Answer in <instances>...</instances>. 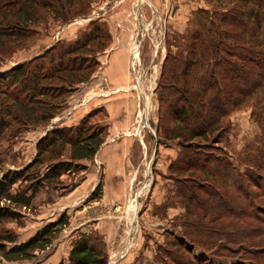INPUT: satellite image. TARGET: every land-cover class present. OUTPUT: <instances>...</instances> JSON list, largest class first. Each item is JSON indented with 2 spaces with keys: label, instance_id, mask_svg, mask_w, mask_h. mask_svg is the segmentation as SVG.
Instances as JSON below:
<instances>
[{
  "label": "trees",
  "instance_id": "trees-1",
  "mask_svg": "<svg viewBox=\"0 0 264 264\" xmlns=\"http://www.w3.org/2000/svg\"><path fill=\"white\" fill-rule=\"evenodd\" d=\"M206 1L209 7L195 10L186 31L168 42L156 89L157 123H147L158 144H179L167 174L171 192L156 212L183 209L176 221L184 233H171L157 254L163 264H264V0ZM77 4L81 9H73ZM92 6L90 0H0V56L40 34L35 24L44 20L42 11L65 24L88 17ZM112 41L109 23L91 19L76 38L59 39L0 72V148L28 129L49 126L100 70L99 55ZM250 102L262 135L233 158L218 144L225 140L229 146V117ZM142 113L148 122L149 110ZM108 135L100 107L77 124L48 129L33 160L20 169L4 168L6 150L0 151V202H9L0 206V253L8 262L33 260L69 225L63 213L17 242L6 226L19 216L14 208H29L41 188H68L63 176L86 170L82 161L95 160ZM19 180L25 185L14 190ZM102 194L100 182L89 198ZM108 260L104 235L92 229L77 233L58 264Z\"/></svg>",
  "mask_w": 264,
  "mask_h": 264
},
{
  "label": "rangeland",
  "instance_id": "rangeland-1",
  "mask_svg": "<svg viewBox=\"0 0 264 264\" xmlns=\"http://www.w3.org/2000/svg\"><path fill=\"white\" fill-rule=\"evenodd\" d=\"M88 1V0H87ZM93 5V10L90 15L86 18L95 19L98 16V12L104 13L105 10L108 14L113 9H122L121 6L128 4L127 9H134V16L132 17L133 22L137 25V31L135 35L136 50L134 51V71L140 75L135 76L134 85H138L141 80H145L150 88H146V91L150 92L151 109L147 118L144 116V127L147 123H157V111H158V99L156 89L161 76V64L167 53L168 42H172L173 38L177 35H181L186 31V28L190 21L193 19V12L201 7L208 8V1L206 0H90ZM207 3H206V2ZM125 3V4H124ZM211 6V5H210ZM81 6L78 4L73 9H79ZM42 9V8H41ZM81 9V8H80ZM110 13V14H111ZM131 14V15H132ZM44 18L40 22L35 24V28L38 29L40 34L33 36L28 40L23 47H16L12 45L11 52H7L4 56H0V69L12 68L18 63L25 62L32 57L40 54L47 47L57 42L61 35L65 34L66 29L70 24L76 22L85 17L77 18L69 23H65L61 19L55 18L52 14H46L42 11L40 14ZM136 16V17H135ZM115 20V18H114ZM72 29H74L72 31ZM69 31L71 34H75V26ZM174 51L176 47L172 46ZM141 58V62L137 59ZM0 72H3L0 70ZM94 78V77H93ZM108 79L103 80V86L106 87ZM91 82V81H90ZM89 82V83H90ZM87 84V83H85ZM105 90H109L107 85ZM76 107V105H75ZM66 106V108L57 115L52 123L47 127H36L26 130L23 135L18 136L14 139V142L3 141L0 151L3 153V167L8 169H20L25 164L31 162L35 157L36 143L44 136L48 129L58 124L60 121L66 120V117L70 118L72 112L75 109ZM143 112V109L142 111ZM145 113V112H144ZM99 120H104L103 116H99ZM231 122V129L228 133L229 146L225 143V140L219 142L218 145L221 147L227 146L230 155H235L241 152L248 142L259 139L262 135V128L258 121L253 115V103L243 106L240 109L234 110L229 117ZM153 128L152 125H149ZM148 127V126H147ZM146 129V128H145ZM151 129L148 127L147 130ZM226 144V145H225ZM210 151V149H205ZM233 157V158H234ZM81 173V172H80ZM65 175L63 181L70 183L71 186H76L79 180V174ZM156 175V174H155ZM161 178V177H159ZM153 182V173L148 175H140L137 179L136 187L130 191L127 202L125 205H110L107 207L99 208L98 203H94L91 206H87L85 213L87 216H97L98 218L104 219H115L119 220L120 231L122 235H118L116 238H112L109 248L108 236L104 235V238L108 245L109 260L108 264H163L158 257V247L165 245L171 233L175 235H183L184 227L176 221L177 214L183 212V209L178 207H171L179 209V212L170 213L168 208L167 211L156 212V206L164 203L161 201L157 203V199H150L151 196V185ZM160 186V180H159ZM25 184H21L20 180L14 184V190H18V187ZM21 187V186H20ZM65 189L55 187L41 188L33 200L32 205L29 208L17 207L14 211L18 213V217L6 221V226L15 231L17 235V242H22L28 239L27 235L33 232L36 225L40 223L34 220L39 218L47 219L49 216L52 217L53 213L61 207L60 202L62 196L65 195ZM62 191H64L62 193ZM62 197V198H61ZM102 197V195H101ZM101 197L90 200H99ZM88 199V200H89ZM9 205V202H0V206ZM98 209V212L94 209ZM144 209V218H142V212ZM165 212V213H164ZM98 213V214H97ZM164 213V214H163ZM58 214V213H57ZM77 211L73 212L70 217L71 221H75L71 227L66 226L61 232L60 236L43 252H39L37 257L33 260H25L22 262H8L4 256L0 253V264H32L40 261H45L53 254L52 251L63 249L60 248L58 240L60 237L63 241H67V238L74 240L79 232L75 226L81 221L77 216ZM34 217V218H33ZM73 219V220H72ZM135 219V220H134ZM134 220V222H133ZM118 230V229H116ZM76 233V234H75ZM69 240V241H70ZM66 243V242H65ZM141 243V244H140ZM70 244V243H69ZM7 246H11V243H6ZM144 245V251L136 252L141 249ZM68 247H71L70 245ZM66 249V245H64ZM64 251V250H63ZM68 251V250H67ZM200 254V250H196ZM38 264V263H37ZM52 264V263H51Z\"/></svg>",
  "mask_w": 264,
  "mask_h": 264
},
{
  "label": "crops",
  "instance_id": "crops-1",
  "mask_svg": "<svg viewBox=\"0 0 264 264\" xmlns=\"http://www.w3.org/2000/svg\"><path fill=\"white\" fill-rule=\"evenodd\" d=\"M121 7L122 9H113L111 14L106 12L107 9L104 13L99 14L100 12H98L96 18L106 20L110 25L113 34L112 44L99 55L102 66L91 82L81 85L68 100V107L72 108L76 105L72 116L66 117V120L57 124L59 126L77 124L91 110L103 107L107 113L108 138L95 160L82 161L87 169L79 174L80 178L76 186L65 188L66 193L62 196L63 198L61 197L58 214L53 213L52 217L49 216L43 220L33 217L40 223L36 225L33 232L27 235L28 238L32 237L46 223L56 220L61 214L67 213L72 216L73 212L77 211V216L79 218L82 216L80 218L82 222L75 226L77 230L98 229L103 235L108 236L110 248L112 238L122 235L119 230L121 224L118 226L120 221L87 216L85 213L87 206L94 203H98L99 208L116 204L125 205L130 191L136 187L138 177L144 174L148 175V173H153L151 200L156 198L157 203L160 204L171 192L167 174L171 161L177 157L179 144L175 142L169 145L158 144L150 135L151 131L147 130L148 127H144L141 111L148 109L150 112L152 106L150 92L146 91V88L150 87L145 80L134 85L135 76L141 78L134 71V58L136 57L134 51L137 47L134 38L135 35H138V33L136 34L137 25L132 20L134 9H127V3ZM89 22L90 19L86 17L73 22L67 29L72 32L74 30L72 28L75 26V34L69 33L66 29L60 39L76 38L78 32L88 27ZM137 60L142 61L140 57ZM10 69L11 67L0 70L7 72ZM104 79H108L106 87L108 85L109 90H105L106 87L103 86ZM159 180L162 186H160ZM100 182L103 188L102 197L92 201L89 197ZM99 208H95L94 211L98 212ZM169 212L175 214V212H179V209L171 208ZM142 213V218H144V209ZM74 222L70 217L69 227ZM65 231L66 229H64ZM72 237L76 236L71 235ZM69 240L70 238H67V241H63L60 237L58 244L63 249L52 251L53 254L45 261H42L45 259L43 258L32 264H58L62 260H66L70 249L68 246H71L72 243V240ZM64 245H66V249ZM108 251L110 252V250ZM141 251H144V245L136 252Z\"/></svg>",
  "mask_w": 264,
  "mask_h": 264
},
{
  "label": "built area",
  "instance_id": "built-area-1",
  "mask_svg": "<svg viewBox=\"0 0 264 264\" xmlns=\"http://www.w3.org/2000/svg\"><path fill=\"white\" fill-rule=\"evenodd\" d=\"M135 220V219H134ZM134 220H133V222H134Z\"/></svg>",
  "mask_w": 264,
  "mask_h": 264
}]
</instances>
